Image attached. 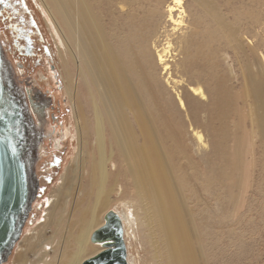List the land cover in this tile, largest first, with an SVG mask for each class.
<instances>
[{
	"label": "bare ground",
	"instance_id": "obj_1",
	"mask_svg": "<svg viewBox=\"0 0 264 264\" xmlns=\"http://www.w3.org/2000/svg\"><path fill=\"white\" fill-rule=\"evenodd\" d=\"M138 1H145L140 9H146L148 14L135 13ZM36 2L61 53L71 56L75 65V78L70 76L67 88L76 118L78 149L71 167L62 175L60 187L47 200L45 222L31 236L17 242V264H81L103 249L100 243L91 241V235L105 223V215L103 219L100 215L110 206L115 186L117 191L120 183L118 172L115 185L109 187L110 162L116 153L124 175L132 180L142 208L154 224L152 235L156 231L163 234L167 264H198L174 176L162 142L145 112L148 105L158 111L160 123H164L162 131L179 142L177 133L165 122L162 99L169 107L177 102L186 116L190 113L198 121L202 106L209 110L210 105H221L223 97L233 89L224 77H219L221 66L225 63L228 76L238 79L235 66L229 62L232 52L251 100L252 127L264 138V54L259 53V67L244 60L249 53L258 55L255 46L240 37V29L249 28H243L239 19L229 18L207 0H191L187 4L184 0ZM227 9L232 11L229 6ZM253 22L261 23L257 17ZM200 36L208 41L209 50L202 48L197 39ZM198 58L208 62L206 68L196 65L193 59ZM67 73L70 74L69 70ZM80 88L90 97V105L92 102L91 118L83 109ZM27 91H37L31 100L40 97L44 101V95L35 88ZM188 97L193 107L187 108ZM50 109H46V137ZM90 119L94 122L92 143L88 132ZM193 120L190 118L187 128L192 129L188 133L199 150H206L209 142L205 130ZM137 130L141 143L137 141ZM42 146L41 143L39 148ZM113 166L117 168L116 163ZM118 189L123 191L122 186ZM122 206V212L116 213L124 228L128 263L134 264L127 243L134 234L138 216L128 211L130 203L124 202ZM48 228L51 235L45 232ZM28 253H32V260Z\"/></svg>",
	"mask_w": 264,
	"mask_h": 264
},
{
	"label": "rangeland",
	"instance_id": "obj_2",
	"mask_svg": "<svg viewBox=\"0 0 264 264\" xmlns=\"http://www.w3.org/2000/svg\"><path fill=\"white\" fill-rule=\"evenodd\" d=\"M184 1L191 3V0ZM207 1L220 7L229 18L239 19L243 28H249L240 29V37L247 44L254 45L258 55L249 53L244 60L251 64L255 62L259 67V53L264 54V0ZM144 2L138 1L135 13L148 14L146 9H140ZM228 6L232 11L227 9ZM41 11L36 0H6L0 4V41L4 53L15 70L19 69L17 79H26L29 89L35 88L44 95L46 109L51 108L49 134L45 136L44 125L43 146L37 152V195L18 243L25 236H31L33 230L45 222L47 200L60 187L62 175L71 167L78 149L76 118L67 88L70 76L75 78V65L71 56L61 53ZM254 17L259 18L261 23L253 22ZM186 19L190 20V16ZM197 39L202 48L209 50L208 41L203 36ZM230 53L229 62L235 66L238 79L228 76L225 63L221 66L219 77H224V82L233 89H229L221 105H210L209 110H206L207 106H202L198 121H194L190 113L186 116L177 102L169 107L166 99H162L165 122L177 133L179 142L171 140L162 131L164 123H160L158 111L148 105L145 113L152 120L151 128L162 142L161 148L174 176L198 264H264V138L252 127L251 100L246 94L244 76L237 57ZM193 60L196 65L207 67L206 60ZM212 84L216 86V83ZM36 93L31 94L35 96ZM80 93L83 109L91 118L93 108L92 102L91 105L89 103L90 97L81 88ZM185 102L187 108L193 107L189 97L185 98ZM190 118L205 130L209 142L206 150H199L193 136L188 133L192 129L187 128ZM88 123L92 143L94 122L90 119ZM137 135V141L141 143L138 130ZM113 163L117 164V168ZM90 164L87 165L86 176ZM110 167L109 187L115 185L118 172H121L120 183L117 191L115 186L112 202L100 219L110 210L122 212V204L130 203L128 211L138 216L134 234L131 233L127 243L134 264H167L163 234L156 231L152 235L154 224L143 210L132 180L124 175L117 153ZM120 186L122 192L118 189ZM45 232L52 234L50 228ZM18 243L4 264H17ZM28 257L32 260V253H28Z\"/></svg>",
	"mask_w": 264,
	"mask_h": 264
},
{
	"label": "water",
	"instance_id": "obj_3",
	"mask_svg": "<svg viewBox=\"0 0 264 264\" xmlns=\"http://www.w3.org/2000/svg\"><path fill=\"white\" fill-rule=\"evenodd\" d=\"M33 100L19 85L0 41V264L12 254L37 195L35 168L47 106ZM91 241L103 249L81 264H129L123 224L114 210Z\"/></svg>",
	"mask_w": 264,
	"mask_h": 264
},
{
	"label": "flooded vegetation",
	"instance_id": "obj_4",
	"mask_svg": "<svg viewBox=\"0 0 264 264\" xmlns=\"http://www.w3.org/2000/svg\"><path fill=\"white\" fill-rule=\"evenodd\" d=\"M16 73H17V71H16ZM18 75V74H17ZM18 82H19V85L20 86H22V88H23V90H24V93H25V95H26V97L28 98V100H29V97H33L34 95L33 94H30L27 90L29 89V86H28V84H29V82H27L26 81V79L25 80H23V79H18ZM36 96V95H35ZM34 101V100H33ZM37 103H40V106L41 105H43L44 104V101H41L40 99H38V100H35ZM34 101V102H35Z\"/></svg>",
	"mask_w": 264,
	"mask_h": 264
},
{
	"label": "snow or ice",
	"instance_id": "obj_5",
	"mask_svg": "<svg viewBox=\"0 0 264 264\" xmlns=\"http://www.w3.org/2000/svg\"><path fill=\"white\" fill-rule=\"evenodd\" d=\"M6 0H0V4H4Z\"/></svg>",
	"mask_w": 264,
	"mask_h": 264
}]
</instances>
